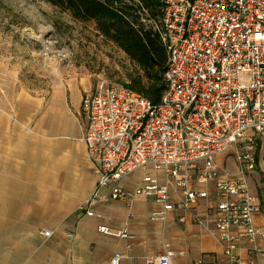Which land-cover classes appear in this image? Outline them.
<instances>
[{
	"label": "built area",
	"instance_id": "1",
	"mask_svg": "<svg viewBox=\"0 0 264 264\" xmlns=\"http://www.w3.org/2000/svg\"><path fill=\"white\" fill-rule=\"evenodd\" d=\"M157 1L153 29L167 55L165 90L157 104L106 80L82 94L79 140L97 178L79 211L99 219L91 211L99 202L130 208L149 199L159 207L149 222L163 224L178 211L180 222L188 217L213 230L228 264H258L264 227L255 223L260 204L247 178L264 163V0ZM221 154L232 159V170L217 167ZM137 171L133 189L120 186ZM97 232L130 238L126 229L98 225ZM241 244L249 259L239 256ZM174 256L164 245L143 263L173 264ZM120 259L115 254L110 264Z\"/></svg>",
	"mask_w": 264,
	"mask_h": 264
},
{
	"label": "crops",
	"instance_id": "2",
	"mask_svg": "<svg viewBox=\"0 0 264 264\" xmlns=\"http://www.w3.org/2000/svg\"><path fill=\"white\" fill-rule=\"evenodd\" d=\"M19 73L0 64V264H110L115 254L121 256L118 264H144L145 256L161 253L164 245L175 254L173 264H228L213 230L205 231L188 217L180 222L178 211L163 224L149 222L159 208L149 199L138 198L130 208L99 202L91 208L99 219L80 212L97 178L79 140L85 127L80 100L93 84L89 78L66 76L43 94L41 88L21 84ZM263 168L257 178H247L258 201L255 184L264 182ZM140 176L120 186L133 189ZM259 204L254 220L264 227V199ZM98 225L126 229L130 238L100 234ZM257 247L264 251V242ZM240 248L239 256L249 259L247 247ZM257 263L264 264V255Z\"/></svg>",
	"mask_w": 264,
	"mask_h": 264
},
{
	"label": "rangeland",
	"instance_id": "3",
	"mask_svg": "<svg viewBox=\"0 0 264 264\" xmlns=\"http://www.w3.org/2000/svg\"><path fill=\"white\" fill-rule=\"evenodd\" d=\"M141 16L148 18L145 11ZM0 64L16 68L21 84L41 88L43 94L66 76L89 78L94 85L98 80L129 84L142 74L120 48L97 32L92 21H76L44 0H0ZM259 148L264 151L262 141ZM225 158L226 154L216 157L217 167L233 169L232 159ZM259 167L257 163L256 178L264 163ZM135 173L131 182L140 176ZM260 188L264 189L261 180L255 184L259 201L264 199Z\"/></svg>",
	"mask_w": 264,
	"mask_h": 264
},
{
	"label": "trees",
	"instance_id": "4",
	"mask_svg": "<svg viewBox=\"0 0 264 264\" xmlns=\"http://www.w3.org/2000/svg\"><path fill=\"white\" fill-rule=\"evenodd\" d=\"M44 1L68 12L76 21H92L97 32L120 48L142 73L123 85L153 104L160 101L165 90L163 75L167 55L153 29V23L160 16L157 0ZM143 11L148 18L141 16ZM142 18L151 24L143 23Z\"/></svg>",
	"mask_w": 264,
	"mask_h": 264
}]
</instances>
